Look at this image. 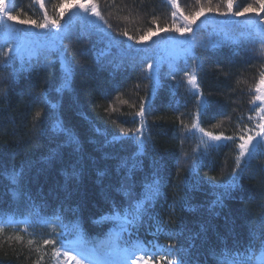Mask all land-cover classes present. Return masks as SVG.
<instances>
[{
  "label": "trees",
  "instance_id": "1",
  "mask_svg": "<svg viewBox=\"0 0 264 264\" xmlns=\"http://www.w3.org/2000/svg\"><path fill=\"white\" fill-rule=\"evenodd\" d=\"M80 1L86 12L67 11ZM4 2L17 20L0 12V264H54L61 242L108 240L151 264L259 256L264 0H233L231 12L227 0ZM45 14L59 27H37ZM241 135L254 139L237 170ZM154 182L159 195L124 223Z\"/></svg>",
  "mask_w": 264,
  "mask_h": 264
},
{
  "label": "snow or ice",
  "instance_id": "2",
  "mask_svg": "<svg viewBox=\"0 0 264 264\" xmlns=\"http://www.w3.org/2000/svg\"><path fill=\"white\" fill-rule=\"evenodd\" d=\"M57 7H62V5H58ZM80 7L81 8H86V6L84 4H81ZM232 7H233V0H227V8H228L229 12L232 11ZM251 7H252L251 5H248L247 7H244L242 10L235 12L234 15L242 16V15H244L245 12L250 11ZM92 11L94 12V14L96 16H98V17L100 16V13L98 11H96V5L95 4L92 5ZM209 11H211V9H209ZM260 11L264 12V2H262L260 4ZM0 12H3V15L6 16L8 20H11V21H16L17 20V16L12 15L11 11L7 9V6H6L5 2H4V0H0ZM200 12L201 13L203 12L202 8H201ZM199 14L200 13H197V15H199ZM224 14L226 15L227 13H224ZM60 15L62 16L63 12H61ZM173 15H175V13H173ZM0 19H2V18H0ZM101 19H102V17H101ZM185 19H187V17ZM19 22L20 23H27V21H23V20H21ZM32 23L35 24L34 21ZM49 23L52 25L53 28H58L59 27L58 21L54 20V19L50 20L47 17L46 14H45V22L42 23V24L36 25V26L39 27V28H48ZM176 31L179 32V31H181V29L177 28ZM124 34L127 35V33H124ZM141 39H143V37H141ZM11 51H13V49H9V52H11ZM147 67H148V69L151 70L153 68V65L152 64H148ZM69 75H70V69L66 68V75H65V78H64L65 82L63 84V88H67V87L70 86L69 82H68ZM188 75L190 77V82L193 83L198 88L199 85L196 84V76L194 74H188ZM261 85H264V73L261 74V80H260L259 84L256 87L257 93H261V94L255 96V98H254L255 100L261 101V104H262V106H260L259 109H258V113H257L258 115L260 113H264V93L261 92V87H260ZM138 115L141 118H143V116H144L143 107L140 108V111H139ZM39 116H40V112L37 111L35 113V116H34L33 119L34 120L38 119ZM249 119H251V117H249ZM261 119L264 120V116H262ZM192 127L193 128H198V124H193ZM258 127H259V131H257L255 135L262 137V139L257 142V147L259 146V144L264 143V123H261L260 125H258ZM142 128H143V123H141V128L137 129V131L141 132ZM199 131L203 133L204 129L203 128H199ZM204 134L212 141H219L222 138L226 139V140H232L233 139V137H222V135H213L212 132H206ZM141 137H142V132H141ZM239 139H240L241 142L237 145V147L240 149L239 155L236 158V169L237 170H240L241 160H243L245 155L249 152V145L252 144V141H253L254 137L251 136V135H248V136L241 135L239 137ZM68 142L69 143H77L75 137H71V136L69 137V141ZM202 143H203V146H204L205 150H207L209 147H214V145H210L207 141H202ZM140 147L141 148L143 147V139H141ZM197 147H199V145ZM52 156L54 157L55 153H53ZM122 166L126 168L127 164L125 163ZM130 179H131V177H125V180H130ZM236 179H238V178H236L235 174H234V184L232 185L233 187L236 186L235 185V180ZM12 181H13V183H18V177L13 176L12 177ZM122 187H124V186H122ZM159 191H160V185H159L158 182H154L153 185H150L148 190L143 194L142 201H138L137 205L135 206L136 207V212H135V216H134L133 220H129L128 219V214L126 213L124 215V217H123L124 223L131 224V223H134L135 220H138L139 217H140V214L142 213V211H143V209L145 207V205L150 203L153 199H155L159 195ZM221 202H222V198L218 197L217 198V203H221ZM113 214L117 218H120L119 210H116L114 208L113 209ZM101 222H103V217L101 218ZM25 223H27V221ZM124 230H126V229H124ZM2 231H3V229L0 228V232H2ZM52 231L55 232V226L54 225L52 226ZM17 239H20V237H17ZM254 240H255V238L253 237V242H254ZM28 243H29V245H31L33 243V241L29 240ZM43 243L44 244L55 243V240L45 239L43 241ZM71 243L72 242L69 241V244H71ZM61 246L63 247V242H61ZM249 247H251V244L249 245ZM118 248H119V245H116V249H118ZM260 248L264 249V240L260 241ZM116 249H114V251ZM121 251H123L125 253V257L122 260L121 264H141V261H143V264H151V260H152L151 255H146L145 257H135L134 255H131V253H132L131 249L125 248V249H122ZM55 255L59 256L60 255V251L57 250L55 252ZM63 255L65 257H67L69 260L75 259V257H73L70 254V251H64ZM82 256H83V254H82ZM161 259H166V257H162ZM37 264H38V262H37ZM77 264H80V262L77 261ZM96 264H107V261L98 260L96 262ZM243 264H264V250L260 251L259 256L256 255L255 251H253L250 256H247L245 258V260L243 261Z\"/></svg>",
  "mask_w": 264,
  "mask_h": 264
},
{
  "label": "rangeland",
  "instance_id": "3",
  "mask_svg": "<svg viewBox=\"0 0 264 264\" xmlns=\"http://www.w3.org/2000/svg\"><path fill=\"white\" fill-rule=\"evenodd\" d=\"M84 4L86 6V3L84 2H77L71 6V8L68 6L67 11H75L76 13L80 12H86L87 8H81L80 5ZM93 15L94 12H93ZM249 26L254 24L253 21H249ZM248 23V22H247ZM170 47V45H168ZM261 88L264 89V86ZM264 93V90L261 91ZM261 94V93H259ZM258 107H257V113L260 106H262L261 101L258 100ZM264 116V113H260L257 117L261 118ZM258 118V119H259ZM116 244H114L113 240H108L105 243L98 246V248H89L85 245H83L80 241H77L74 245L66 247V248H58L57 250L60 251V255H55L54 258V264H77V261L80 262V264H96L98 260L107 261V264H121L122 260L125 256H122L119 252V249H116ZM64 251H70V254L75 257V259L69 260L67 257L63 255ZM83 254V256H82ZM139 257V256H135Z\"/></svg>",
  "mask_w": 264,
  "mask_h": 264
}]
</instances>
